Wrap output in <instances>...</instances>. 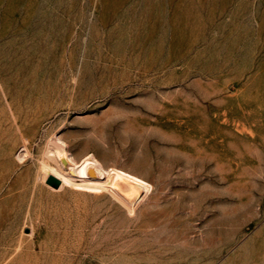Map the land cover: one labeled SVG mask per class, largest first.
<instances>
[{
  "label": "rangeland",
  "instance_id": "374dc122",
  "mask_svg": "<svg viewBox=\"0 0 264 264\" xmlns=\"http://www.w3.org/2000/svg\"><path fill=\"white\" fill-rule=\"evenodd\" d=\"M0 264H264V0H0Z\"/></svg>",
  "mask_w": 264,
  "mask_h": 264
},
{
  "label": "bare ground",
  "instance_id": "6f19581e",
  "mask_svg": "<svg viewBox=\"0 0 264 264\" xmlns=\"http://www.w3.org/2000/svg\"><path fill=\"white\" fill-rule=\"evenodd\" d=\"M61 159H65L67 163L62 162ZM68 162L71 164V167L69 168L66 166V164H69ZM57 166L65 170V173L68 176L67 179L69 180L97 179L101 178L104 172L99 161L92 155L86 156L80 162H72L71 158L63 155L62 152L58 156Z\"/></svg>",
  "mask_w": 264,
  "mask_h": 264
},
{
  "label": "water",
  "instance_id": "95a60500",
  "mask_svg": "<svg viewBox=\"0 0 264 264\" xmlns=\"http://www.w3.org/2000/svg\"><path fill=\"white\" fill-rule=\"evenodd\" d=\"M46 183L53 188H58V186L60 184L59 180L53 176H48Z\"/></svg>",
  "mask_w": 264,
  "mask_h": 264
}]
</instances>
